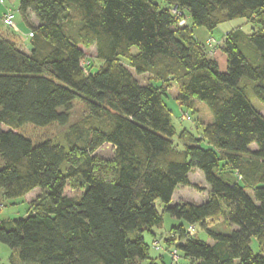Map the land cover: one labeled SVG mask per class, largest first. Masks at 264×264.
Returning a JSON list of instances; mask_svg holds the SVG:
<instances>
[{
  "label": "trees",
  "instance_id": "trees-1",
  "mask_svg": "<svg viewBox=\"0 0 264 264\" xmlns=\"http://www.w3.org/2000/svg\"><path fill=\"white\" fill-rule=\"evenodd\" d=\"M15 11L29 44L0 31V199L39 189L25 217L0 221L16 264H138L150 260L144 234L177 252L172 264H264V116L252 103L264 104V0H19ZM236 19L257 28L221 38L222 72L192 29ZM173 86L179 107L211 114L196 136L176 133ZM104 145L111 158L96 154ZM194 169L207 198L172 204ZM164 214L178 223L167 235Z\"/></svg>",
  "mask_w": 264,
  "mask_h": 264
},
{
  "label": "rangeland",
  "instance_id": "rangeland-1",
  "mask_svg": "<svg viewBox=\"0 0 264 264\" xmlns=\"http://www.w3.org/2000/svg\"><path fill=\"white\" fill-rule=\"evenodd\" d=\"M18 1L19 0H4V5H0V7L3 6L7 8L11 7L10 9L16 10L15 6H16V2ZM11 3H14V7H12ZM2 16L3 14L1 15V17ZM18 19H19V15L14 19V22L17 23ZM239 27L242 29V31H244L247 34L251 33L252 29L257 28L255 26L247 24L243 19H236L220 24L212 32H209L203 27H194L192 29V34L197 42L204 44L206 46V42L209 39L212 38L215 41L214 44L215 46L213 47L212 50L209 49L208 46L206 47L209 49V50L207 49L208 54L211 57L217 59L218 65L222 66V70H223L222 72L226 70V59L225 56L217 57L220 54L219 46L222 41L221 38L224 35H226L228 32L237 29ZM21 28L22 29H19L20 31L18 30L19 32H17L16 35L19 37L21 42H24L25 46H23V48L27 51L29 40H27L23 35L27 34L29 28L24 23L23 26L21 25ZM0 30L2 31L11 30L12 33L16 31L14 28L10 29L3 25L2 26L0 25ZM84 57L86 61H90L91 64L93 65L92 68L93 71H95L99 67L100 62H98L95 59V51L93 47L89 49H84ZM138 78L142 83H145V79L147 77L143 76ZM175 93H176V88L175 86H173V88L167 93V96L164 98V101L167 107L171 111L172 124L176 130V133H178L182 128H184L191 130L195 136L198 135L197 134L198 132L196 130L197 123L199 122L203 126L211 121V114L207 106L204 103L197 102L194 105V110H188L185 109L184 107H179L177 102L174 100ZM252 103L255 107L259 109L260 113L264 116V104L260 103L257 100H253ZM185 114L189 115L188 120L184 119ZM76 115L77 114L74 113L73 118L76 117ZM181 118H183V120ZM173 140L176 143V137L173 138ZM202 147H206L205 143H202ZM253 148L254 147H251V149ZM96 154L107 159L111 158L112 147L110 145H104L96 152ZM189 181L191 184L190 187H179L177 189L173 199V204L177 203L179 200L180 201L183 200L184 202L200 204L202 201H204L207 198L209 193V187L205 183L203 175L200 171L196 169L192 170V172L189 174ZM38 192L39 189H34L33 191H31L22 198L13 199V200H8L4 198L0 199V221L15 220L25 217L30 209L29 202L35 198ZM156 206H157V210L161 211L162 206L160 205L159 202L156 203ZM177 224H178L177 221L171 219L167 214H164L163 229L168 231L172 227V225H177ZM217 227L223 231H226L228 229L225 226L223 219L221 218L217 222ZM194 233L197 234V238L200 239L201 241H204L206 243H211L205 232L200 230V228L195 227ZM143 236L145 241L150 242L149 236L147 234H144ZM161 247H162V243L160 244V248ZM253 247L255 248V246ZM152 249L150 250V256H155L152 257L154 264H172L173 260L170 253L160 249H159L160 251H158V249H154V248ZM161 253L164 256L161 257L160 256ZM179 260L180 263H176V264H189L188 261L184 259L180 258ZM18 262L20 261L16 259L15 256L13 257V252L8 247L0 243V264H16Z\"/></svg>",
  "mask_w": 264,
  "mask_h": 264
},
{
  "label": "crops",
  "instance_id": "crops-1",
  "mask_svg": "<svg viewBox=\"0 0 264 264\" xmlns=\"http://www.w3.org/2000/svg\"><path fill=\"white\" fill-rule=\"evenodd\" d=\"M19 2V1H18ZM18 2H16V6H15V8L17 9V7H18ZM15 3V2H14ZM14 3H11L12 4V7H14ZM10 7V6H9ZM11 8V7H10ZM14 8V9H15ZM6 9H8L7 7H5V6H3V7H0V25L2 26L3 25V22H2V19H1V15L3 14V12H4V10H6ZM19 15V19H18V22L17 23H15V27H14V29L16 30V31H14L13 33H12V31L10 30V31H8V30H0L6 37H8V38H11V39H13L18 45H20L22 48H23V46H25V44H24V42H21L20 41V39H19V37L16 35V33L17 32H19L20 30L19 29H22L21 28V25L23 26V23H24V21L22 20V18H21V16H20V14L19 13H16L15 14V18L17 17ZM33 19V20H32ZM31 21H33V23H35V20H34V18L33 17H31ZM25 24V23H24ZM4 26V25H3ZM19 30V31H18ZM29 33V31H27V34ZM27 34H24L23 36L28 40V38H27ZM21 38V37H20ZM28 48V47H27ZM24 49V48H23ZM25 50V49H24ZM219 55L217 56V57H222V56H224L221 52H220V50H219ZM216 61H217V59H216ZM223 62V61H222ZM218 63V62H217ZM223 64V63H222ZM219 68H220V70L221 71H223L222 70V66H220L219 65ZM179 187H183V186H179ZM179 187H177L176 188V190L174 191V193H173V195H172V204H173V199H174V196H175V192L177 191V189L179 188ZM183 201V200H182ZM182 201H178V202H182ZM177 202V203H178ZM184 202V201H183ZM203 202V201H202ZM176 204V203H175ZM160 233L161 234H163V235H167V234H169V230L168 231H166L165 229H163V227H162V229H160ZM149 236V239H150V242H147V241H145L148 245H150V250L153 248L152 247V243L154 242V240H156V239H158V237H156L155 239H154V237L153 236H151V235H148ZM161 243H159V245H160ZM162 247H163V245H162ZM160 248V250H163V248ZM153 250V249H152ZM160 250H158V251H160ZM169 253V252H168ZM160 256L162 257V256H164V255H162V253L160 254ZM149 257H150V260L149 261H145V262H142V263H138V264H154L153 262V258L152 257H155V256H150V252H149Z\"/></svg>",
  "mask_w": 264,
  "mask_h": 264
},
{
  "label": "built area",
  "instance_id": "built-area-1",
  "mask_svg": "<svg viewBox=\"0 0 264 264\" xmlns=\"http://www.w3.org/2000/svg\"><path fill=\"white\" fill-rule=\"evenodd\" d=\"M0 5H4V0H0ZM176 17H177V24L179 26H185L186 25V18L185 17H182V14L179 13V12H176L175 10L172 11ZM15 14H16V11L15 10H12L10 8L6 9V11L3 13V16L1 17L2 19V22H3V25L7 28H10V29H13L15 27V22H14V19H15ZM215 41L211 38L209 39L207 42H206V46H208L209 49H213V47L215 46ZM207 48V49H208ZM208 49V50H209ZM185 118H188V116H185ZM190 230V229H189ZM152 247L154 249H158L159 248V243L158 241H154L152 243ZM170 255L172 257V260L173 262H176L178 260V255H177V252L175 250H172L170 252Z\"/></svg>",
  "mask_w": 264,
  "mask_h": 264
},
{
  "label": "water",
  "instance_id": "water-1",
  "mask_svg": "<svg viewBox=\"0 0 264 264\" xmlns=\"http://www.w3.org/2000/svg\"><path fill=\"white\" fill-rule=\"evenodd\" d=\"M153 4H154V5H157V2H156V1H153Z\"/></svg>",
  "mask_w": 264,
  "mask_h": 264
}]
</instances>
